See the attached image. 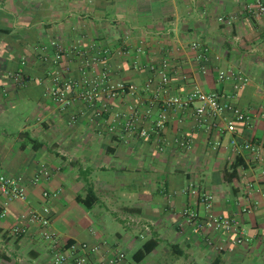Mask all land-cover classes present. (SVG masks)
<instances>
[{
	"label": "crops",
	"instance_id": "1",
	"mask_svg": "<svg viewBox=\"0 0 264 264\" xmlns=\"http://www.w3.org/2000/svg\"><path fill=\"white\" fill-rule=\"evenodd\" d=\"M245 1L0 0V172L19 177L26 193L25 200H9L0 217V264H52L37 225L11 234L20 215L44 203L43 191L52 194L46 202L51 230L61 242L108 244L99 256L89 255L91 263L123 252L118 264H264V159L253 160L243 149L250 141L264 145V14L248 15ZM51 40L67 49L109 51V77L126 88L109 101L106 122L93 120L79 102L61 112L46 95L56 68L52 50L43 60L41 47ZM192 42L206 47L208 61L197 58ZM163 59L169 94L222 93L250 114L249 123L209 131L191 110H168V144L129 135L122 121L108 131L111 112L130 104L143 111L156 82L151 66ZM78 63L71 53L61 62L80 80ZM230 70L241 71L248 83L239 88L219 80L220 71ZM161 108L156 104L153 114ZM138 124L149 126L150 118L141 112ZM180 135L192 138L188 149L172 142ZM41 166L50 177L34 181ZM203 193L212 196L209 209L200 201ZM3 200L0 194V205ZM185 210L200 220L208 213L232 218L237 228L195 227ZM239 234L242 241L234 243ZM148 241L155 246L133 261Z\"/></svg>",
	"mask_w": 264,
	"mask_h": 264
},
{
	"label": "built area",
	"instance_id": "2",
	"mask_svg": "<svg viewBox=\"0 0 264 264\" xmlns=\"http://www.w3.org/2000/svg\"><path fill=\"white\" fill-rule=\"evenodd\" d=\"M243 11L250 16H260L264 14V0H246L243 5ZM224 21L223 17L219 18ZM227 23L231 22L229 17ZM192 49L197 52V58L202 62L208 61V53L206 47L199 42H192ZM52 50L50 56L51 64L56 70L50 74L49 84L46 87V95L56 104L61 112L68 111L76 102L81 103L86 109L91 110L92 119L106 122L105 114L109 112V101L117 98L119 93L125 91L123 82H114L109 77L107 62L109 51L105 48H99L92 45L91 50H86L78 45L67 49L60 40H51L48 44L41 47L42 59L47 58V50ZM71 53L78 59V72L82 75L80 80L69 75V68L64 67L61 62L65 55ZM23 63V61H22ZM151 70L155 75V87L153 97L149 99L145 107L140 111L138 105L130 104L124 111L111 112V121L107 125L108 131H113L117 122L122 121L123 130L130 134H134L142 139L154 138L164 144L169 141L164 137V132L168 123V110H191L193 118L198 124L206 125L210 131L213 128L221 130L222 128L231 129L235 123L247 124L250 121V114L243 108L233 103L232 99L222 93H205L194 88L188 92L169 94L170 76L169 62L163 59L159 64L151 66ZM219 80L231 79L237 87H242L248 83V78L241 71H220ZM154 80V79H153ZM153 80H147V85ZM163 104V108L153 114L152 109L156 104ZM144 117L150 118L149 126H139L140 113ZM78 112L69 116L70 121H75ZM223 123L224 127L220 124ZM192 138L189 136H175L172 142L183 149L191 146ZM219 146L216 142L214 147ZM244 150L250 153L253 160L264 159V145L256 144L252 141L244 144ZM239 152V151H238ZM1 166V163H0ZM40 176L45 179L50 177L47 167L41 166L38 175L34 181H38ZM189 189L195 192L194 184L189 185ZM0 194L5 198L0 205V217L6 215V206L11 199L25 200L26 193L24 187L20 183L19 177H8L0 172ZM44 203L39 209H33L20 215V224L11 228L13 236H20L28 232V224H35L39 229L42 240L47 243L51 251L52 264H95L89 259L90 254L99 256L104 253L108 244L99 242L88 244L86 242H61L58 236L51 230L50 208L46 203L52 195L48 191L42 192ZM200 201L206 209L211 207L212 196L203 193ZM245 211V209H244ZM184 214L190 222H196L195 227L207 225L215 230H224L226 232L234 231L237 228L236 222L232 218L224 216H214L208 213L206 219L198 218V214L193 210H185ZM242 236L233 241L240 243ZM104 255V254H102ZM125 255L123 252L101 258L102 264H118L123 262ZM99 262L97 264H100Z\"/></svg>",
	"mask_w": 264,
	"mask_h": 264
},
{
	"label": "trees",
	"instance_id": "3",
	"mask_svg": "<svg viewBox=\"0 0 264 264\" xmlns=\"http://www.w3.org/2000/svg\"><path fill=\"white\" fill-rule=\"evenodd\" d=\"M237 164H234V167L236 166ZM234 170L235 168H233V170L230 172V175H235L234 174ZM81 201H85V199L83 198H80ZM155 246V242H145L133 255H132V259L133 261L135 262H138L140 261L153 247ZM2 256L0 255V258Z\"/></svg>",
	"mask_w": 264,
	"mask_h": 264
},
{
	"label": "rangeland",
	"instance_id": "4",
	"mask_svg": "<svg viewBox=\"0 0 264 264\" xmlns=\"http://www.w3.org/2000/svg\"><path fill=\"white\" fill-rule=\"evenodd\" d=\"M14 120L12 122H16V120H19V118L17 117V119H14ZM0 131H1V126H0Z\"/></svg>",
	"mask_w": 264,
	"mask_h": 264
}]
</instances>
